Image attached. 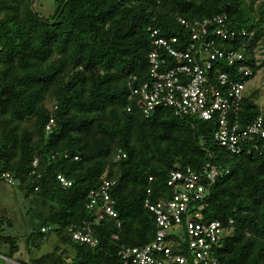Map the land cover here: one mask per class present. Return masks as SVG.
<instances>
[{"label":"trees","instance_id":"1","mask_svg":"<svg viewBox=\"0 0 264 264\" xmlns=\"http://www.w3.org/2000/svg\"><path fill=\"white\" fill-rule=\"evenodd\" d=\"M35 4L0 0V176L12 175L32 199L40 219L33 246L41 247L45 226L54 228L60 245L40 258L18 260L123 264V248L154 239L155 217L143 205L148 190L156 199L171 197V170H200L211 162L230 171L205 199V220L233 221L217 248L220 264H264V140L252 154H231L212 141L214 123L177 117L170 109L145 117L130 100L133 78L136 84L148 78V56L155 49L148 28L181 37L186 31L180 18L226 14L232 27L255 32L259 39L264 0H55L48 18ZM255 62L258 72L261 65ZM259 113L260 105L246 97L244 121ZM119 150L126 157L116 164ZM59 175L71 186L65 187ZM103 179L115 181L111 194L119 218L94 224L96 248L74 243L68 229L94 220L88 196ZM3 221L0 250L15 257L17 241L2 236Z\"/></svg>","mask_w":264,"mask_h":264},{"label":"built area","instance_id":"2","mask_svg":"<svg viewBox=\"0 0 264 264\" xmlns=\"http://www.w3.org/2000/svg\"><path fill=\"white\" fill-rule=\"evenodd\" d=\"M179 23L186 36L166 37L159 29L148 28L155 46L148 56V78L138 84V79L133 78L130 100L145 117L159 109H170L177 117L214 123L212 141L231 154L258 151L264 140V105L249 123L241 115L247 85L260 71L252 65L256 59L255 64L259 66L257 57L253 58L260 44L253 40L255 32L235 29L226 14L193 21L180 18ZM251 45H255L254 49ZM262 75L264 78V71ZM53 125L51 119L46 125L47 134L52 132ZM203 149L207 151L206 147ZM125 157L119 150L114 163H120ZM209 157L212 158L211 153ZM229 172L211 162L200 170L180 166L171 170L167 187L173 190V195L156 199L155 191L149 189L143 203L155 217L154 239L142 246L123 248L120 251L122 263L220 264L217 248L222 246L230 232L228 225L233 221L224 224L220 220H205V199L212 185ZM0 177L11 185L17 183L8 173ZM58 179L65 187L71 186L65 177L59 175ZM149 180L153 181V177ZM114 185V180L103 179L91 190L87 208L95 218L78 228L68 229L74 243L96 248L100 242L94 234V224L106 218H119L111 194ZM117 225L121 226L120 221ZM53 230L45 226L41 233L49 234ZM113 238L117 239V235ZM1 263L24 264L0 250Z\"/></svg>","mask_w":264,"mask_h":264},{"label":"rangeland","instance_id":"3","mask_svg":"<svg viewBox=\"0 0 264 264\" xmlns=\"http://www.w3.org/2000/svg\"><path fill=\"white\" fill-rule=\"evenodd\" d=\"M35 8L42 17L48 18L54 12L55 0H36ZM255 37L253 40L260 42L255 50V56L259 65H261V69L254 79L248 83L245 96L252 98L258 105L262 106L264 105V78L262 75L264 71V43L262 42L264 34L259 39H255ZM31 201V198L27 199L23 195L18 183L11 185L0 177V218L4 220L3 227L5 228L2 236L16 238L19 251L15 258L24 261L40 258L53 252L60 245L57 234L52 231L44 236L43 243L39 249L33 246L36 239L35 236L31 238L32 232L38 228L40 219L35 216L36 208ZM7 221H10L12 225L6 227Z\"/></svg>","mask_w":264,"mask_h":264},{"label":"crops","instance_id":"4","mask_svg":"<svg viewBox=\"0 0 264 264\" xmlns=\"http://www.w3.org/2000/svg\"><path fill=\"white\" fill-rule=\"evenodd\" d=\"M15 258V257H14ZM18 260V259H17Z\"/></svg>","mask_w":264,"mask_h":264}]
</instances>
